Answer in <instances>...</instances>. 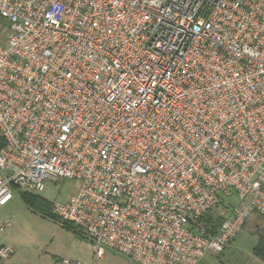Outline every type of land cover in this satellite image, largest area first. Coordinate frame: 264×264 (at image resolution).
<instances>
[{"label":"built area","instance_id":"1","mask_svg":"<svg viewBox=\"0 0 264 264\" xmlns=\"http://www.w3.org/2000/svg\"><path fill=\"white\" fill-rule=\"evenodd\" d=\"M0 18V210L78 183L52 214L90 264H203L264 218V0H0Z\"/></svg>","mask_w":264,"mask_h":264},{"label":"rangeland","instance_id":"2","mask_svg":"<svg viewBox=\"0 0 264 264\" xmlns=\"http://www.w3.org/2000/svg\"><path fill=\"white\" fill-rule=\"evenodd\" d=\"M10 35L8 25L0 20V42L5 43ZM79 184L70 181H58L48 185L40 194L51 202L66 201L78 190ZM12 202L3 208L0 215L12 216L13 228L31 224L37 233L39 244L35 247L21 246L15 253L18 264H59L62 258L79 260L90 264L93 261V244L88 235L80 228L74 230L50 217L40 215L29 209L22 201L18 190H14ZM39 195V194H38ZM52 211V208H51ZM223 208L216 209V214L224 212ZM225 213V212H224ZM227 210L225 215H230ZM12 228V229H13ZM264 234V218L253 214L248 220L232 247L222 255H208L203 264H252L253 254L260 236ZM13 233L11 232V237ZM15 259V258H14ZM100 264H133L121 254L104 250V258Z\"/></svg>","mask_w":264,"mask_h":264},{"label":"trees","instance_id":"3","mask_svg":"<svg viewBox=\"0 0 264 264\" xmlns=\"http://www.w3.org/2000/svg\"><path fill=\"white\" fill-rule=\"evenodd\" d=\"M0 20L4 21L9 27V24L5 20H3L1 18H0ZM3 146H4V142H3L2 137L0 136V150L2 149ZM16 190H18L20 197H21L22 201L24 202V204L29 209H31L32 211L39 213L40 215L50 217V218H52L58 222L63 223L65 226H68L69 228L77 230V227H75L71 223L63 221V220L57 218L56 216H54L52 214V211H51L52 202L51 201L47 200L46 198H44L38 194H33L30 192L22 191V190H19L17 188H16ZM231 209H232V207L231 208L229 207V210H231ZM215 212H216V209L207 213L202 218L205 225H206L207 232H209L211 234H216L218 232V229L224 220V217L216 214ZM257 249L259 252L264 249V237L263 236H260V238H259Z\"/></svg>","mask_w":264,"mask_h":264},{"label":"crops","instance_id":"4","mask_svg":"<svg viewBox=\"0 0 264 264\" xmlns=\"http://www.w3.org/2000/svg\"><path fill=\"white\" fill-rule=\"evenodd\" d=\"M11 202H9L6 206H8ZM3 208L0 210V212L3 210ZM12 218H13L12 216H8V215L4 216V214L3 215H0V222L1 221H5L7 219H10L11 222H12V227L9 230H7L5 232H0V246L1 245H8V246L12 247L13 250H14V254L9 259L0 261V264H18V262H20V260L18 258L16 259V257L14 255H15L16 251L21 246H16V245H14V244L11 243V238H12L11 237V229L13 228ZM262 236L264 237V234H262ZM257 247H258V243L256 245V248H255L253 254L250 257L251 258V261L253 262L252 264H264V249L259 252L258 249H257ZM21 264H23V263H21Z\"/></svg>","mask_w":264,"mask_h":264},{"label":"clouds","instance_id":"5","mask_svg":"<svg viewBox=\"0 0 264 264\" xmlns=\"http://www.w3.org/2000/svg\"><path fill=\"white\" fill-rule=\"evenodd\" d=\"M11 232L13 233L11 243L16 246L35 247L39 244L38 235L31 224L25 223L22 228L15 227Z\"/></svg>","mask_w":264,"mask_h":264}]
</instances>
